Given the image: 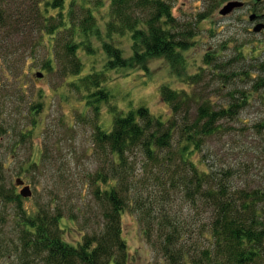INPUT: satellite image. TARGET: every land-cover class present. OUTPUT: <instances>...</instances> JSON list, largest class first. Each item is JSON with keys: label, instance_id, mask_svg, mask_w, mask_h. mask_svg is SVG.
Instances as JSON below:
<instances>
[{"label": "trees", "instance_id": "16d2710c", "mask_svg": "<svg viewBox=\"0 0 264 264\" xmlns=\"http://www.w3.org/2000/svg\"><path fill=\"white\" fill-rule=\"evenodd\" d=\"M68 5L66 9L65 0H0V30H4L0 50L5 51L0 54L8 61L17 52L5 43L12 30L28 34V28L38 27L50 55L44 68L52 69L56 58L63 61L73 76L71 85L88 91L87 106L94 107L97 117L100 102L111 101L103 83L112 68L133 63L146 68L148 58L164 56L184 83L201 82L205 69L188 72L185 52L192 47L190 35L181 28L170 2L71 0ZM116 36L131 40L130 56ZM94 39L105 53L104 69L92 64L85 71L80 51L96 53L99 47ZM214 67L213 74L227 83V72ZM160 93L171 108L167 118L154 115L146 106L127 111L113 106L112 127L96 123L94 137L103 163L88 173L86 184L93 187L97 205L87 206L85 226L91 231L77 243L64 237L65 212L58 205L51 212L54 199L32 215L23 207L20 192L0 185V206L17 204L20 229L18 242L12 245L5 238L0 210V264L14 252L13 264H129L126 210L138 215L143 234L167 264H264V185L234 187V172L207 161L213 155L210 140L227 134V118L239 116L249 94L238 97L231 92L228 103L218 105L201 89L188 91L164 83ZM139 162L142 177L137 173ZM37 163L34 160L31 166ZM182 203L191 204L188 214ZM77 215L72 211L68 217L76 221Z\"/></svg>", "mask_w": 264, "mask_h": 264}, {"label": "rangeland", "instance_id": "374dc122", "mask_svg": "<svg viewBox=\"0 0 264 264\" xmlns=\"http://www.w3.org/2000/svg\"><path fill=\"white\" fill-rule=\"evenodd\" d=\"M70 1L65 0L66 9ZM166 1L171 3L181 28L190 35L192 47L185 52L188 72L202 73L205 69L201 82L195 86L184 83L164 56L148 58L146 68L139 63L112 68L107 70L103 83L112 95L111 101L100 102L98 117L94 107L87 106L88 91L78 90L69 82L73 76L65 70L63 61L56 58L52 69L44 68L50 55L38 27L28 28V34L12 30L5 43L17 52L8 61L0 54V185L19 193L22 186H17L16 179H24L33 194L23 196L22 205L32 215L38 206L54 199L51 212H56V205L62 206L65 213L61 226L69 242L77 243L91 231L85 226V217L89 216L86 208L97 205L93 187L86 184L88 173L96 172L103 163L94 137L96 123L110 129L113 106L122 111L146 106L156 116L169 117L170 105L160 93L164 83L188 91L201 89L218 105L228 103L233 92L238 97L249 94L247 103L239 108V116L227 118V134L210 140L213 155L207 161L234 172V187L253 189L264 185V81L259 80L264 78V30L255 32V23L250 20L253 12L264 14V0H241L244 5L227 15H222L220 9L230 0ZM116 38L130 56L132 42L128 36ZM94 41L99 47L96 53L80 51L85 71L92 64L104 69L105 53L99 41ZM214 66L227 72V83L213 74L217 70ZM39 72L43 75L38 76ZM34 160L38 163L31 166ZM139 164L137 173L142 177L144 171ZM182 204L188 214L191 204ZM71 209L78 214L76 221L68 217ZM0 210L5 238L16 245L19 207L8 202ZM123 224L129 264H167L163 253L143 234L136 213L126 210ZM14 256L3 264H13Z\"/></svg>", "mask_w": 264, "mask_h": 264}, {"label": "water", "instance_id": "95a60500", "mask_svg": "<svg viewBox=\"0 0 264 264\" xmlns=\"http://www.w3.org/2000/svg\"><path fill=\"white\" fill-rule=\"evenodd\" d=\"M244 5V2L241 0H230L227 2L221 9L220 13L222 15H227L231 12H233L235 9L240 8ZM258 18V14L256 12L251 13L250 20L255 21ZM264 29V22L260 21L255 24L253 30L255 32H261ZM43 73L39 72L38 76H42ZM16 184L19 186H22L20 193L24 197H29L33 194L32 188L29 184H26L25 180H23L21 177H18L16 179Z\"/></svg>", "mask_w": 264, "mask_h": 264}, {"label": "flooded vegetation", "instance_id": "af4514ba", "mask_svg": "<svg viewBox=\"0 0 264 264\" xmlns=\"http://www.w3.org/2000/svg\"><path fill=\"white\" fill-rule=\"evenodd\" d=\"M260 21H263L264 22V16L260 17L258 15V18L255 21H251V23H257V22H260Z\"/></svg>", "mask_w": 264, "mask_h": 264}]
</instances>
